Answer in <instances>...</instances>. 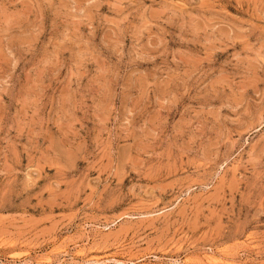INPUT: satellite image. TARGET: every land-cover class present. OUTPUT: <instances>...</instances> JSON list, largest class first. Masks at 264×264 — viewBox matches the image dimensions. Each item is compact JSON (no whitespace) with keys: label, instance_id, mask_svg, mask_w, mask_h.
Segmentation results:
<instances>
[{"label":"rangeland","instance_id":"rangeland-1","mask_svg":"<svg viewBox=\"0 0 264 264\" xmlns=\"http://www.w3.org/2000/svg\"><path fill=\"white\" fill-rule=\"evenodd\" d=\"M264 264V0H0V264Z\"/></svg>","mask_w":264,"mask_h":264},{"label":"bare ground","instance_id":"bare-ground-1","mask_svg":"<svg viewBox=\"0 0 264 264\" xmlns=\"http://www.w3.org/2000/svg\"><path fill=\"white\" fill-rule=\"evenodd\" d=\"M186 264V263H185Z\"/></svg>","mask_w":264,"mask_h":264}]
</instances>
